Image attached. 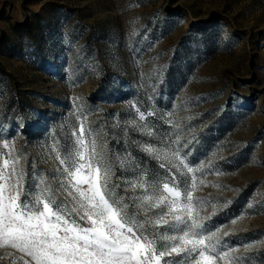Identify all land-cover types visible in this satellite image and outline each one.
<instances>
[{
    "label": "rangeland",
    "instance_id": "obj_1",
    "mask_svg": "<svg viewBox=\"0 0 264 264\" xmlns=\"http://www.w3.org/2000/svg\"><path fill=\"white\" fill-rule=\"evenodd\" d=\"M81 128L117 195L151 194L132 143L192 192L215 264H264V0H0V168L47 180ZM0 264L35 262L0 244Z\"/></svg>",
    "mask_w": 264,
    "mask_h": 264
},
{
    "label": "snow or ice",
    "instance_id": "obj_2",
    "mask_svg": "<svg viewBox=\"0 0 264 264\" xmlns=\"http://www.w3.org/2000/svg\"><path fill=\"white\" fill-rule=\"evenodd\" d=\"M139 115L143 120L144 113ZM83 132L81 128L76 158L66 149L67 155L56 157L63 167L47 180L41 176L38 183L25 184L23 169L18 171L13 165L7 170L9 161H4L0 244L19 249L35 264H161L162 260L164 264H215L217 257L229 255L222 246L218 249L219 240L211 242L216 232L193 216L192 192L186 191L182 200L175 177L172 187L167 182L162 185L167 195L160 193L158 180L151 184L150 195L130 194L136 188L130 181L124 195H117L122 185L112 180L116 174L112 163L96 151L94 142L89 152ZM143 150L154 151L151 147ZM155 225H166L165 231L173 234L159 233ZM158 240L167 243L157 247ZM173 253L185 256L176 260Z\"/></svg>",
    "mask_w": 264,
    "mask_h": 264
},
{
    "label": "trees",
    "instance_id": "obj_3",
    "mask_svg": "<svg viewBox=\"0 0 264 264\" xmlns=\"http://www.w3.org/2000/svg\"><path fill=\"white\" fill-rule=\"evenodd\" d=\"M17 104H19V102H17ZM10 108L12 109L14 107L11 105ZM20 109L26 110V107L21 106ZM129 150L133 165L127 169V172L129 171L127 176H133V174H135L137 176L144 177L146 182L150 184L156 180H158L159 183L170 182L168 173L154 158L148 156V154L135 147L132 143L129 144ZM132 167L135 168V173H130ZM123 191L124 189H119V192Z\"/></svg>",
    "mask_w": 264,
    "mask_h": 264
}]
</instances>
